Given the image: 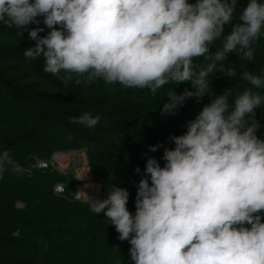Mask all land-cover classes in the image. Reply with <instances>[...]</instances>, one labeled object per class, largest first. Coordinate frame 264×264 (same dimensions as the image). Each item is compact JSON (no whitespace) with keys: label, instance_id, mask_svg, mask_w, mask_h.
<instances>
[{"label":"clouds","instance_id":"obj_1","mask_svg":"<svg viewBox=\"0 0 264 264\" xmlns=\"http://www.w3.org/2000/svg\"><path fill=\"white\" fill-rule=\"evenodd\" d=\"M240 2L0 0V23L34 41L24 50L26 60L42 58L43 71L66 89L103 80L155 95L166 85L191 82L194 91L166 93L164 116L175 115L187 99L212 97L186 132L169 138L175 147L164 148L163 166L147 159L134 214L128 189L114 184L91 202V212L103 213L118 239L130 243L133 264H264V138L256 119L264 106V74L222 63L230 53L244 62L255 59L264 0H247L237 15ZM201 58L197 68L194 60ZM217 72L238 75L252 87L234 98L231 88L215 95L210 75ZM101 119L84 112L69 122L93 130ZM19 167L8 150L0 153V175Z\"/></svg>","mask_w":264,"mask_h":264},{"label":"trees","instance_id":"obj_2","mask_svg":"<svg viewBox=\"0 0 264 264\" xmlns=\"http://www.w3.org/2000/svg\"><path fill=\"white\" fill-rule=\"evenodd\" d=\"M246 3L241 0L237 15ZM230 31L226 26L225 34ZM33 44L27 32L22 35L0 23V153L8 150L20 166L0 175V264H133L130 243L118 239L103 213L91 212V202L76 198L74 186L80 181L70 173L38 169L36 160H52L56 152L86 151L103 198L113 184L127 188V207L134 214L137 184L145 175L147 159L155 157L163 166L164 148L175 147L169 138L186 132L187 122L212 97L206 95L200 102L187 99L175 115L164 116L166 93L174 88L178 94L194 91L191 82L166 85L155 95L146 89L105 85L103 80L90 86L69 83L66 89L60 79L43 71L42 58L26 60L24 50ZM254 49L252 62L230 53L222 63L262 75L264 36ZM201 64L202 58L194 60L197 68ZM210 80L215 95L231 88L232 98L252 87L238 75L223 72L210 75ZM84 112L102 117L95 129L69 122V117ZM256 119L258 135L264 138V106L257 108ZM161 142L163 147L150 151L151 145ZM58 183L65 185L64 192L55 191Z\"/></svg>","mask_w":264,"mask_h":264},{"label":"built area","instance_id":"obj_3","mask_svg":"<svg viewBox=\"0 0 264 264\" xmlns=\"http://www.w3.org/2000/svg\"><path fill=\"white\" fill-rule=\"evenodd\" d=\"M81 154L75 155L70 152H58L53 155L52 160H42V159H37L36 160V167L38 169H49L52 168L54 170H58L61 173L68 174L66 171L67 168L73 169L75 173V177L81 181V179L78 177L76 174V170L78 168H75L76 164H80L79 167L83 164L84 157H80ZM83 185L81 183L75 184L74 188L76 189V198L81 199V188ZM55 191L57 193H62L65 191V185L63 183H58L55 186Z\"/></svg>","mask_w":264,"mask_h":264},{"label":"crops","instance_id":"obj_4","mask_svg":"<svg viewBox=\"0 0 264 264\" xmlns=\"http://www.w3.org/2000/svg\"><path fill=\"white\" fill-rule=\"evenodd\" d=\"M83 164H85V167L84 166H82V167H80V168H78L77 170H76V173H77V175H78V177L83 181L82 182V185H83V189H84V198H85V193L87 192V189H86V187H87V184L89 185V184H98L99 185V189H100V197H99V199H102V188H101V184L99 183V182H92L91 181V179H90V177H93V173L91 172V169H90V167L87 165L88 164V162H87V158H86V155L84 154V160H83ZM87 173H89L90 174V176L89 177H86V174ZM93 179V178H92ZM92 182V183H91ZM85 200L86 201H91L92 202V200H89V199H87V198H85Z\"/></svg>","mask_w":264,"mask_h":264},{"label":"bare ground","instance_id":"obj_5","mask_svg":"<svg viewBox=\"0 0 264 264\" xmlns=\"http://www.w3.org/2000/svg\"><path fill=\"white\" fill-rule=\"evenodd\" d=\"M84 188V187H83ZM87 192L85 193V198L89 200H96L100 197V189L98 184H87Z\"/></svg>","mask_w":264,"mask_h":264},{"label":"rangeland","instance_id":"obj_6","mask_svg":"<svg viewBox=\"0 0 264 264\" xmlns=\"http://www.w3.org/2000/svg\"><path fill=\"white\" fill-rule=\"evenodd\" d=\"M70 153H73V154H75V155H77V156H78V154H81L80 157H84V154H86L87 152H86V151H81V152H80V151H71ZM87 162H88V160H87ZM79 165H80V164H76L75 168H80ZM87 165L89 166V163H88ZM82 166L85 167V164H82ZM66 171H67V172H70V171L73 172V170L70 169V168H67ZM89 176H90V174L87 173V174H86V177H89ZM92 178H93V179H92ZM90 179H91V181L94 182V183H95V182H98L97 179L94 178V177H90ZM92 182H91V183H92ZM80 192H81V195H82L81 200L84 201L85 198H84V189H83V187L81 188ZM103 196H104V193H102V196H101V197L103 198ZM87 202H91V201H87Z\"/></svg>","mask_w":264,"mask_h":264}]
</instances>
